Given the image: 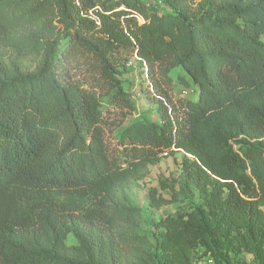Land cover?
Masks as SVG:
<instances>
[{
    "label": "trees",
    "instance_id": "16d2710c",
    "mask_svg": "<svg viewBox=\"0 0 264 264\" xmlns=\"http://www.w3.org/2000/svg\"><path fill=\"white\" fill-rule=\"evenodd\" d=\"M133 54L159 118L112 149L105 111L134 108ZM175 69L195 99L169 95ZM174 149L180 177L149 205L201 201L157 219L152 243L124 191ZM238 238L264 240V0H0V264H184Z\"/></svg>",
    "mask_w": 264,
    "mask_h": 264
},
{
    "label": "rangeland",
    "instance_id": "374dc122",
    "mask_svg": "<svg viewBox=\"0 0 264 264\" xmlns=\"http://www.w3.org/2000/svg\"><path fill=\"white\" fill-rule=\"evenodd\" d=\"M164 7L162 10H165ZM32 66V63H28ZM126 69L119 75L122 85L130 93L134 108L126 109L110 105L105 111L104 127L105 136L109 147L120 148L116 133L125 127L134 117H145L150 120H158L153 88L146 73V66L139 69L135 54L126 61ZM143 72V73H142ZM183 74L179 69L171 73L172 84L167 92L173 98L195 99L197 88L192 84H184L177 76ZM83 78V76H80ZM84 80V79H83ZM153 96V97H152ZM179 151L169 152L157 164L150 165L142 180L133 181L124 191L129 201L139 207L140 230L146 233L152 243L158 236V229L154 226L157 219L167 215H173L189 208L191 204L201 201L198 193L193 191L188 196L181 195L178 200L163 205L160 208L151 207L148 203V190L151 186H157L158 181L169 176L180 177ZM160 194L169 197V192L159 191ZM69 242L73 238L69 236ZM226 261L242 264H264V240L252 242L248 238L232 239L227 242L214 245H199L192 249L184 264H224Z\"/></svg>",
    "mask_w": 264,
    "mask_h": 264
},
{
    "label": "built area",
    "instance_id": "2783aa9c",
    "mask_svg": "<svg viewBox=\"0 0 264 264\" xmlns=\"http://www.w3.org/2000/svg\"><path fill=\"white\" fill-rule=\"evenodd\" d=\"M144 5L149 10H159L163 6V0H144ZM121 7H123V5H121ZM136 18L139 22L144 21V19L139 15H136Z\"/></svg>",
    "mask_w": 264,
    "mask_h": 264
}]
</instances>
